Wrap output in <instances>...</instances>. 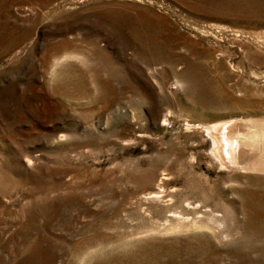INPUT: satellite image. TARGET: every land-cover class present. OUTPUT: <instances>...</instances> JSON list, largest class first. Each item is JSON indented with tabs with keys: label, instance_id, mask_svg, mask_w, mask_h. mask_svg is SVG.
Returning a JSON list of instances; mask_svg holds the SVG:
<instances>
[{
	"label": "rangeland",
	"instance_id": "rangeland-1",
	"mask_svg": "<svg viewBox=\"0 0 264 264\" xmlns=\"http://www.w3.org/2000/svg\"><path fill=\"white\" fill-rule=\"evenodd\" d=\"M263 123L264 0H0V264H264Z\"/></svg>",
	"mask_w": 264,
	"mask_h": 264
},
{
	"label": "bare ground",
	"instance_id": "bare-ground-1",
	"mask_svg": "<svg viewBox=\"0 0 264 264\" xmlns=\"http://www.w3.org/2000/svg\"><path fill=\"white\" fill-rule=\"evenodd\" d=\"M262 126H263L262 127L263 131L260 132V134L256 133L257 134L256 136L258 137L260 135L264 139V123ZM220 128H221L220 126H216L212 130H210V134H211L212 140H213L212 155H214L215 159H217L221 163L222 167H229V166L238 162V159H239V157H238L239 151L238 150L239 149H237L238 147L236 144V142H237L236 138H234V137L231 138V136L228 135L230 132L228 130V128H226V129H220ZM248 136L253 137V136H251V134H248ZM236 137H238V136H236ZM241 162H243V161H241ZM253 167H254V169L264 170V163H263V161L257 159V160H255V162H253Z\"/></svg>",
	"mask_w": 264,
	"mask_h": 264
}]
</instances>
